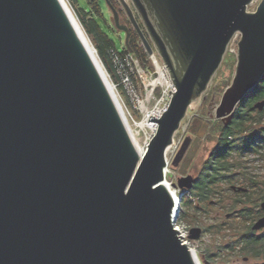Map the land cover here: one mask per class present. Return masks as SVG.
<instances>
[{
	"label": "water",
	"instance_id": "obj_1",
	"mask_svg": "<svg viewBox=\"0 0 264 264\" xmlns=\"http://www.w3.org/2000/svg\"><path fill=\"white\" fill-rule=\"evenodd\" d=\"M118 1L174 88L143 155L65 1L0 0V264H201L177 229L195 178L178 179L177 198L167 155L235 38V73L211 118L230 126L263 78L264 0ZM107 3L132 53L130 26ZM262 229L264 216L252 226Z\"/></svg>",
	"mask_w": 264,
	"mask_h": 264
},
{
	"label": "trees",
	"instance_id": "obj_2",
	"mask_svg": "<svg viewBox=\"0 0 264 264\" xmlns=\"http://www.w3.org/2000/svg\"><path fill=\"white\" fill-rule=\"evenodd\" d=\"M107 2L120 13L121 5L118 0H87V13L94 27L85 21L83 25L112 82L119 84L120 81L114 63L116 55L122 59L138 60L139 65L155 72L139 35L131 25L129 43L132 53L126 47L120 51L115 41L103 29L99 21L106 23L102 8L104 4L108 5ZM118 88L120 93L127 95L123 86ZM157 92L161 96L162 90L157 89ZM263 99L264 76L237 106L230 126L216 120L209 131L208 125L200 119L196 121L193 130L208 131L209 134L214 131V136H217L216 144L202 163L196 184L183 197L178 219V224H204L205 231L227 241L223 243V251L229 256L245 257V260H264V232L259 234L251 228L263 213L260 204L264 202V178L259 180L249 171L244 172L250 164L264 157V111L255 109V104ZM250 156L254 160L249 161ZM239 171L242 173L236 177L235 174ZM232 185L248 188V191L238 195L231 189Z\"/></svg>",
	"mask_w": 264,
	"mask_h": 264
},
{
	"label": "rangeland",
	"instance_id": "obj_3",
	"mask_svg": "<svg viewBox=\"0 0 264 264\" xmlns=\"http://www.w3.org/2000/svg\"><path fill=\"white\" fill-rule=\"evenodd\" d=\"M126 1L133 7L131 0ZM66 2L83 28L84 21L86 22V24L93 26L92 22H90V16H88L87 13V0H66ZM259 3L260 1H257L254 4L250 5L249 11H255ZM119 11L124 23L130 26V21L122 6L120 7ZM102 13L104 15V21H106V23H103L102 21H99V23L102 25L103 29L108 33V35L115 41L117 48L122 51L124 47H126V35L123 31L118 30L115 27L114 15L109 5H103ZM86 34L88 33L86 32ZM87 36L92 43L90 36ZM235 41H237L236 38L230 44L228 51L225 55L224 61L219 71L215 75L214 79L212 80L208 91L202 96L200 101L188 111V115L183 121L181 129L177 132L175 136L174 144L168 151L167 158L169 166L167 172V180L171 184L172 189L176 190L179 195L182 194V190H180L178 187H173V185L177 184L178 179L184 176L192 175L195 179H197L199 177V172L201 170L202 163L210 155L211 151L215 147L217 136H214V131H211L209 134L208 131L195 132L193 128L196 126V121L200 119L205 125L209 126L210 131V129L213 128L215 121L217 120L215 118H211V116H215V111L213 110L217 107L218 104H220L223 94L225 90L230 86L235 73V67L237 64L236 54L238 50V46ZM100 61L102 62L106 70V67L101 58ZM150 61L155 67V72H151L149 68H144L141 65L138 66V74L137 78L135 79V84L138 90L136 92V95H133L132 98L129 97L128 94L124 95L122 94V92L120 93L118 91V87H120V85L118 83L114 84L110 78L112 85L115 86V92L118 95V98L120 99L119 101L121 103L123 111L125 112V116L126 118H128L131 127L133 128L136 134L139 145L144 150L147 149L148 144L150 143L152 137L155 134V129L157 128V125L151 121V117H158V112L163 111L168 106L171 98L170 92L173 90L172 81L170 79L169 73L164 68V65L159 55L156 53V60L150 57ZM157 63L162 67V69L166 73L168 84L167 82L155 84L156 80L159 77ZM157 89L162 90L161 96H158ZM204 97H206L205 100ZM210 105L212 106V110H210ZM148 119L150 120L151 124L154 125V129L153 127L142 125ZM218 121L222 122L221 120ZM186 139H191V144L183 160L177 166H174L173 162ZM252 160H254V157L250 156L249 161ZM247 171L252 173L259 180L263 179L264 157L258 159L257 162L250 164L249 168H247ZM178 226L182 230L188 232L195 227H200L203 229L202 236L198 240H190V247L196 251L201 264L264 263V260H257L253 258L245 260V257H237L235 255L229 256L226 251H223V243L227 241L223 240L220 236L216 234H212L210 232L205 231V225L202 223L200 224L199 222H185L178 224ZM259 234L263 233L261 232Z\"/></svg>",
	"mask_w": 264,
	"mask_h": 264
},
{
	"label": "built area",
	"instance_id": "obj_4",
	"mask_svg": "<svg viewBox=\"0 0 264 264\" xmlns=\"http://www.w3.org/2000/svg\"><path fill=\"white\" fill-rule=\"evenodd\" d=\"M114 63H115V67L117 69V73L119 75V79H120L119 85L123 86L124 89L126 90L127 94L129 95V97L132 98L133 95L134 96L136 95V92L138 90L137 87H136V84H135V79L137 78V74H138V69H137L138 66H139L138 60H134L132 58H130V59H128V58L127 59H122L121 57L116 55L115 59H114ZM164 110L158 112L159 116L162 115ZM177 229H178L179 234L182 237V239H184V240L189 242V240H188L189 232L182 230L178 226V223H177Z\"/></svg>",
	"mask_w": 264,
	"mask_h": 264
},
{
	"label": "bare ground",
	"instance_id": "obj_5",
	"mask_svg": "<svg viewBox=\"0 0 264 264\" xmlns=\"http://www.w3.org/2000/svg\"><path fill=\"white\" fill-rule=\"evenodd\" d=\"M64 1H65V3H66L67 8H68L69 11L71 12L72 16H73L74 19L76 20V24L79 26V28H80V30H81V32H82V34H83L84 40L86 41V43L88 44V46H89L91 52L93 53L94 57H95L96 60L98 61V64H99L100 67L103 69L104 73L106 74V77H107L108 81L110 82V84H112V82L110 81V77H109V75H108V72H106L107 70H105V68H104V66H103V64H102V62L100 61V57H99L98 54H97V50L95 49V47L93 46V44H92L91 41L89 40V38H88V36H87V34H86L84 28L82 27V25L80 24V22H79V21L77 20V18L75 17V14H74L73 11L71 10V8L68 6L66 0H64ZM155 60H156V57H155ZM157 66H158L159 77H158V79L156 80L155 84H156V83H162V82H167V84H168V80H167L166 73L164 72V70L162 69V67H161L158 63H157ZM120 105H121V103H120ZM121 107H122V106H121ZM122 111H123V108H122ZM123 114H124V117H125V119H126V124H127V126H128V129H129L130 135H131V137H132V140H133L134 144L136 145V148L138 149V151L140 152V154L143 155L144 152H145V150L139 145V143H138V141H137L136 134H135L133 128L131 127V124H130L128 118H126V116H125V112H124V111H123ZM158 116H159V114H158ZM159 117H161V116H159ZM151 121H152V117H151ZM152 122H153V121H152ZM154 124H155V123H154ZM142 125H143V126H150V127H153V129L155 128L154 125L151 124V122H150L149 119L146 120V122L143 123ZM172 190H173L174 194L176 195V197L179 198L180 195L177 193V191L174 190V189H172ZM182 240H183L184 243H186V244H188V245L190 246V239H189V236H188V240H189V242L186 241V240H184V239H182ZM198 261L200 262L199 259H198Z\"/></svg>",
	"mask_w": 264,
	"mask_h": 264
},
{
	"label": "flooded vegetation",
	"instance_id": "obj_6",
	"mask_svg": "<svg viewBox=\"0 0 264 264\" xmlns=\"http://www.w3.org/2000/svg\"><path fill=\"white\" fill-rule=\"evenodd\" d=\"M131 25V24H130ZM258 161V160H257ZM244 172L245 173H248V171L247 170H244ZM241 173H242V171H239L238 172V174H235V176L237 177L238 175H241ZM198 179V178H197ZM197 179H195V183H194V185L196 184V181H197ZM235 186V185H234ZM232 187H233V185L231 186V189H232ZM236 187H240V186H236ZM248 189V188H247ZM235 193H237L238 195H241V194H245V193H247V192H235ZM262 203H264V202H262ZM262 203L260 204V206L262 205ZM261 210L263 211V213H262V215L257 219V220H255L254 221V223L252 224V226L260 219V218H262L263 216H264V209L261 207ZM252 226H251V228H252ZM258 233H261V232H264V229H262V230H260V231H257Z\"/></svg>",
	"mask_w": 264,
	"mask_h": 264
}]
</instances>
